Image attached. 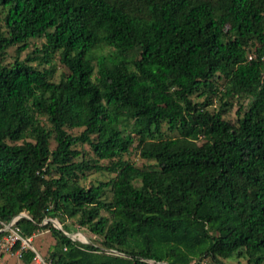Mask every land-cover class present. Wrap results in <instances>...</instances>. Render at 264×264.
<instances>
[{
	"label": "trees",
	"instance_id": "trees-1",
	"mask_svg": "<svg viewBox=\"0 0 264 264\" xmlns=\"http://www.w3.org/2000/svg\"><path fill=\"white\" fill-rule=\"evenodd\" d=\"M15 216L53 264H264V0H0Z\"/></svg>",
	"mask_w": 264,
	"mask_h": 264
},
{
	"label": "rangeland",
	"instance_id": "rangeland-1",
	"mask_svg": "<svg viewBox=\"0 0 264 264\" xmlns=\"http://www.w3.org/2000/svg\"><path fill=\"white\" fill-rule=\"evenodd\" d=\"M43 39L42 38H37V39H32L30 41V43L32 44H40L41 41ZM32 46H30L31 48ZM8 56L6 57L5 61H10L14 55V47H10L8 49ZM24 53H22L21 56H23ZM60 67H62V64L57 62V69H59ZM237 105H234L233 107L229 108L228 111L226 112L227 116L230 118H234V112L236 109ZM128 157L130 159H132L136 165L140 166L143 163H145V161L140 158L139 156H137V151L135 150V148L131 149L130 154L128 155ZM69 220H73V219H69ZM74 232H78L77 234H79L80 236H84L85 238H87L90 242H92L89 239V235L85 234L81 229H78ZM70 233V232H68ZM76 234V235H77ZM75 235V237H77ZM79 238L81 240H84V237H80ZM79 238H76L78 241L82 242ZM32 247L35 248L40 254H42L43 256L46 255L47 249L48 247L54 243V238L52 237L50 231L48 229H41L39 230V232H35V234H33L32 236V241L30 242ZM2 260V264H23L22 261H20L15 254L11 253V252H3L0 254V261ZM234 263L236 262V259L233 260Z\"/></svg>",
	"mask_w": 264,
	"mask_h": 264
},
{
	"label": "built area",
	"instance_id": "built-area-1",
	"mask_svg": "<svg viewBox=\"0 0 264 264\" xmlns=\"http://www.w3.org/2000/svg\"><path fill=\"white\" fill-rule=\"evenodd\" d=\"M22 215L26 216L25 214ZM16 218L17 216L7 223L0 220V224L2 225L0 231H5V233L0 238V254L3 252H11L15 254L16 257L21 261L23 252L27 249H31L34 253V264H53L51 260L47 259L46 256H43L32 247L30 243L32 241V236L23 237L20 235L17 227L14 226ZM37 232H39V230H37Z\"/></svg>",
	"mask_w": 264,
	"mask_h": 264
},
{
	"label": "water",
	"instance_id": "water-1",
	"mask_svg": "<svg viewBox=\"0 0 264 264\" xmlns=\"http://www.w3.org/2000/svg\"><path fill=\"white\" fill-rule=\"evenodd\" d=\"M22 215V214H21ZM51 221L53 226H55L56 228L58 229H62L61 228V224L60 222L57 220V219H47V221ZM78 232H70V233H66V235H68L69 237H71L72 239L74 240H77L75 235L77 234ZM83 243H86V244H92V242H90L87 238H85V240H81Z\"/></svg>",
	"mask_w": 264,
	"mask_h": 264
},
{
	"label": "bare ground",
	"instance_id": "bare-ground-1",
	"mask_svg": "<svg viewBox=\"0 0 264 264\" xmlns=\"http://www.w3.org/2000/svg\"><path fill=\"white\" fill-rule=\"evenodd\" d=\"M77 237L76 238H79V234L76 235ZM80 237H84V236H80ZM80 239V238H79ZM81 240V239H80ZM84 240H85V237H84Z\"/></svg>",
	"mask_w": 264,
	"mask_h": 264
},
{
	"label": "crops",
	"instance_id": "crops-1",
	"mask_svg": "<svg viewBox=\"0 0 264 264\" xmlns=\"http://www.w3.org/2000/svg\"><path fill=\"white\" fill-rule=\"evenodd\" d=\"M3 262H2V260L0 261V264H2Z\"/></svg>",
	"mask_w": 264,
	"mask_h": 264
}]
</instances>
